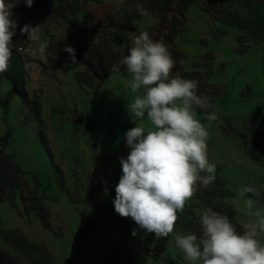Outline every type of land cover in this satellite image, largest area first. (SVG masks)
<instances>
[{
    "label": "rangeland",
    "instance_id": "1",
    "mask_svg": "<svg viewBox=\"0 0 264 264\" xmlns=\"http://www.w3.org/2000/svg\"><path fill=\"white\" fill-rule=\"evenodd\" d=\"M34 1L38 5L34 19L17 17L15 32L21 33L22 25L38 26L40 41L25 37L11 47L25 62L23 91L19 93L7 73H0V137H9L6 151L23 169L14 200L0 201V264H190L176 247L174 236L191 232L199 237L203 208L229 216L238 230L254 219L239 189L264 184V43L241 53V31L224 23L205 0H179L182 14L170 16L172 29L168 30V34L176 33L173 42L159 32L157 0H142L146 15L137 11L140 0H97L64 17L40 13L42 5L49 9L55 0ZM214 1L243 16L262 12L253 0ZM142 31L164 41L179 63L173 75L185 79L211 52L212 67L197 69L206 78L211 73L208 80L217 87L199 94L208 97L207 111H214L217 119L208 121L205 110H197V119L209 132L208 155L217 166L216 179L207 188L200 187L187 202L178 214L174 233L159 239L139 230L130 217L92 208L87 197L91 176L101 164L107 203H113L110 180L120 178V158L130 152L124 134L135 126L127 104L139 93L131 91L130 74L114 73L103 84L96 80L88 85L76 78L84 70L80 64H73L66 73H45L40 65L45 61L32 55L45 41L48 61L53 42L80 47L110 39L115 41L114 49L125 56ZM175 49L183 57L176 56ZM218 91L223 94L216 95ZM138 123L148 125L146 118ZM57 167L64 173L69 193L60 187ZM22 195L31 207L48 211L49 225L43 224L39 210L26 211ZM259 199L264 207V191ZM258 239L264 244V234Z\"/></svg>",
    "mask_w": 264,
    "mask_h": 264
},
{
    "label": "clouds",
    "instance_id": "2",
    "mask_svg": "<svg viewBox=\"0 0 264 264\" xmlns=\"http://www.w3.org/2000/svg\"><path fill=\"white\" fill-rule=\"evenodd\" d=\"M32 7L34 0H25ZM137 11L147 14L142 0ZM11 5L0 0V73H6L13 59L11 48L17 27L10 19ZM22 35L32 42L40 41L39 27L25 25ZM47 42H41L32 55L46 62ZM69 58L76 62L75 49L66 46ZM124 66L131 79L133 93H139L127 104L130 122L135 126L125 132L127 157L120 158L122 175L115 186V212L131 218L139 230L153 233L157 239L167 238L175 231L178 214L200 187L207 188L216 179L217 166L208 155L209 132L197 119V110H205L208 121L217 119L208 112L207 96L199 95L198 81L173 75L174 60L163 40H154L147 31L131 42L114 71ZM142 90V91H141ZM146 118L148 125L138 121ZM264 184L241 186L239 194L244 207L254 219L238 230L227 215L211 207L201 210L198 237L191 232L175 234L174 242L190 264H264V207L260 193ZM255 197V198H254ZM240 201L237 200L236 203ZM137 235V229L132 230Z\"/></svg>",
    "mask_w": 264,
    "mask_h": 264
},
{
    "label": "trees",
    "instance_id": "3",
    "mask_svg": "<svg viewBox=\"0 0 264 264\" xmlns=\"http://www.w3.org/2000/svg\"><path fill=\"white\" fill-rule=\"evenodd\" d=\"M47 9L45 5L39 8L42 16H60L64 17L66 14H75L80 12L87 3L97 2V0H55ZM210 2V6L214 8L216 14L223 17V22L238 28L241 31L239 37V43L242 48L239 49L241 53L246 52L251 48V46H260L264 43V0H253L262 7V12L256 15L243 16L237 10H231V8H224L219 5L217 1L205 0L206 3ZM158 10L161 14V23L159 32L164 35L168 42H173L176 37V33L168 34L170 28V16L181 15L182 9L179 8V0H157ZM6 4L11 5V17L10 19L16 20L17 17H21L24 20L34 19V11L38 8L37 3H33L32 7H28L25 0H5ZM23 27L25 25H22ZM119 27L121 25H118ZM22 28V27H21ZM116 28V27H115ZM118 28V27H117ZM134 30V29H132ZM174 30V29H173ZM175 31V30H174ZM176 32V31H175ZM27 35H21V33H16L13 36L12 46H17L24 41ZM114 42L110 39H103L96 45H82L80 47H73L75 49L76 62L73 63L69 58V53L65 49V45L60 42H53V55L46 62H41L40 65L45 73H52L54 71H62L64 73L71 69L73 64H80L84 67V70H80L76 73V78L81 83H86L88 85L94 84V81L100 80L103 84L106 79H108L114 73H127L124 66H120L119 71H114L113 66L117 65L120 59L124 56V53L116 51L114 49ZM13 51V50H12ZM14 52V51H13ZM174 54L176 56L183 57L182 53L175 49ZM209 52L204 59L207 60L205 63L196 64L194 67L195 71L187 73L186 75L190 80L198 81V94L210 90H215L217 87L214 83L209 82L208 79L211 78V73L207 75L203 74L197 68L204 66L210 68L213 65V57ZM210 59V60H209ZM178 61L175 60L173 69L176 70L178 67ZM211 69L209 70V72ZM195 77V78H193ZM209 77V78H208ZM223 94L222 91L216 92V95L220 96ZM206 119V118H205ZM207 120V119H206ZM9 144V137H0V201L14 200V193L17 188L20 187L23 177V169L14 161L11 154H9L6 149ZM57 172L59 173V183L63 190L68 189L66 187V182L64 178V173L60 167H57ZM119 176L122 175L121 167L118 169ZM106 174L103 173L102 165L99 164L95 172L92 174L90 179L89 188L87 190V197L89 204L92 208L101 209L110 214H117L114 210V205L107 203V192L104 183V177ZM110 182L113 184L110 191V196L112 200L115 199V186L118 184L119 179H112ZM33 183L36 184L35 191L37 193V186L39 185L38 180L35 178ZM22 199L26 205V211L30 212L33 210L40 211V218L43 224L49 225V213L45 208L35 205L30 206L27 203V199L22 195ZM38 200V198H37Z\"/></svg>",
    "mask_w": 264,
    "mask_h": 264
},
{
    "label": "water",
    "instance_id": "4",
    "mask_svg": "<svg viewBox=\"0 0 264 264\" xmlns=\"http://www.w3.org/2000/svg\"><path fill=\"white\" fill-rule=\"evenodd\" d=\"M25 71L26 67L23 58L18 53H13L11 67L6 73L19 93L23 91Z\"/></svg>",
    "mask_w": 264,
    "mask_h": 264
},
{
    "label": "crops",
    "instance_id": "5",
    "mask_svg": "<svg viewBox=\"0 0 264 264\" xmlns=\"http://www.w3.org/2000/svg\"><path fill=\"white\" fill-rule=\"evenodd\" d=\"M8 79L11 81V79L8 77Z\"/></svg>",
    "mask_w": 264,
    "mask_h": 264
}]
</instances>
